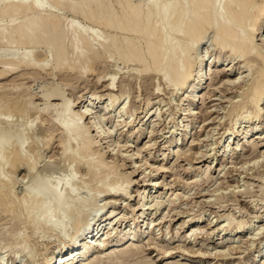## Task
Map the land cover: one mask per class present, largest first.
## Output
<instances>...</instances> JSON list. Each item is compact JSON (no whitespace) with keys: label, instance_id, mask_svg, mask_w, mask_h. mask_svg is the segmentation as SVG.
<instances>
[{"label":"bare ground","instance_id":"obj_1","mask_svg":"<svg viewBox=\"0 0 264 264\" xmlns=\"http://www.w3.org/2000/svg\"><path fill=\"white\" fill-rule=\"evenodd\" d=\"M0 18H10L9 22L0 26V82L8 81L16 75H20L22 80L36 81L47 74L52 79L61 77L67 88L51 94L44 90L42 97L30 93L24 102L15 98V94L9 91L0 97V264H3L4 256L10 253L15 256L29 253L31 256L29 248L39 231L46 235L57 233V236L64 233L60 236L62 242L69 237L73 238V241L66 248L62 244L46 247L40 255L31 256L27 264H58L59 258L60 264H149L141 260L138 244L141 242L136 239L143 241L146 230L153 223V226L162 229L167 225L169 232L163 233L171 235V240L174 234L178 236L186 224L191 222V237L207 234L203 241L206 242L215 230L212 222L203 226L201 217L190 221L183 220L173 229L174 218L183 213L178 211L179 207L175 206V201L166 205L162 200L164 193L158 194L161 190L158 191L157 187L164 183L160 182L161 178L147 180L148 176L144 174L148 168L143 169L149 163L147 158L141 156L139 163V151L120 156L122 146H118L120 149L117 151V147L113 148L111 152L103 148V141L112 142V145H108L109 148L116 144L111 139L119 121L110 129H105V123L111 120L112 109L126 96V92L122 91L120 96L113 94L119 68V71L111 76L101 70H105L106 65L112 63L116 66L120 64L123 65L121 71H127L128 75L131 73L130 78L139 80L143 76H153L156 80L159 79V82H163V87L172 89V98L180 91H185V100L181 102V106L190 117L197 114L193 112L196 110L193 107L200 94L208 90V75L213 73L215 65L221 62L224 71L228 73L239 63L243 64L239 71H246L239 72L237 77L227 80L228 85L240 86L242 91L240 100L232 103L234 106L230 109L231 114L227 112L231 120L219 139L216 151V157L220 158L221 162L225 161L235 144L240 146L241 141L243 143V140L258 128L257 121L264 123V36H260L264 29V0H0ZM81 20L90 26L88 30L79 23ZM209 33L214 35V49L217 48L219 55L213 54L209 47L200 50ZM259 36L262 37L260 44L257 40ZM237 60L240 62L236 63ZM246 72L248 75H244ZM85 75H96L97 83L101 82L104 76L111 79L106 86L111 103L96 112L94 119L91 114L92 107L100 100L97 93L81 96L79 101L66 96V92L73 89L74 82ZM14 80L13 78V82L16 81ZM160 85H157V99L164 92ZM10 86L12 87L7 85L0 88L7 90ZM13 87L16 88V85ZM36 98L44 102V106H36ZM152 104L150 101L147 108ZM149 109H146L148 111L137 120L138 122L133 121V125L137 123L128 133L127 142L144 134L153 120V123L159 121L152 117L153 107ZM122 110L124 111V108ZM244 113H248L245 115L248 125L242 127L240 116ZM31 114L37 119L47 117L44 119L46 123L43 119L34 118L35 121L43 123L37 125L32 120L29 126H26V131H23L25 127L18 129L14 123L15 118H27ZM197 123L190 121L185 126V139L188 133L196 128ZM46 128L55 133L59 132L58 136L48 135L45 138L41 136L42 133L41 137L39 136L41 141H36L35 129L42 131ZM13 129H18V133H13ZM94 132L97 136H94ZM150 134H155V128ZM262 135L263 138L258 137L257 140L264 141V134ZM152 137L146 144L148 148L157 144ZM54 139H57L56 143L61 150L59 155L61 154L63 159L62 165L57 167L60 168L61 165L62 170L68 167V176L59 173L53 175L43 170L34 173L38 167L36 160L40 152L45 154L51 145L53 146ZM179 141L170 139L168 150H161V160L149 163L153 168L151 172L156 175L165 173L164 162L172 148L178 146ZM199 152V159H204L207 154ZM42 153L41 157H44ZM51 158L53 157L49 159L53 160ZM21 169H26L25 177L33 176L34 181L31 186L25 187L20 195L17 192L20 182L16 179V173ZM211 169L212 165H208L202 170L207 182ZM99 170L104 174H100L101 178H96L93 184L91 179H94ZM139 171L141 172L137 174ZM139 175L143 176L140 182ZM259 179L262 190L264 176H259ZM142 182L145 188L143 193L139 194L140 201L137 206H131L127 201L132 199V188ZM168 185L173 187L171 184H164ZM247 185L244 194H251L252 185ZM82 191L83 194H88L87 197L81 196ZM102 196L109 199L119 198L123 208L130 209L133 214L135 227L118 235L116 233L115 236V226L125 219V216L117 214L113 209L102 217L103 221L95 222L94 225H99V230L95 229V233L93 229L87 232L91 222L98 219L100 210L102 211L108 203H116L115 200L106 202L100 209L97 200ZM172 203L175 205H171ZM168 206L170 209L167 211ZM149 210L151 212L148 214ZM83 222L86 226L84 231L81 230ZM223 223L225 225L221 232L228 231L231 238H223L222 244L233 240L234 245L235 236L245 229V225L238 222L235 227V220L230 215L225 216ZM66 229L68 235L65 234ZM263 231L264 226L254 238L246 242L254 240ZM235 247H230L228 251L219 249L215 254L199 252V257L203 260L201 264H213L216 261L226 264L235 261L236 258H232V255L243 256L241 248L236 251ZM161 250L162 248H159L157 251ZM174 250L164 249L158 255H164L161 256L165 259L170 257ZM93 253L96 259L91 262ZM195 254L199 255L198 252ZM246 264H264V247L254 251Z\"/></svg>","mask_w":264,"mask_h":264},{"label":"rangeland","instance_id":"obj_2","mask_svg":"<svg viewBox=\"0 0 264 264\" xmlns=\"http://www.w3.org/2000/svg\"><path fill=\"white\" fill-rule=\"evenodd\" d=\"M3 20L4 19L0 18V26L6 24V22H9L10 18H5V20L4 21ZM79 23H81V25L84 26L86 30L90 28V26L85 22H83L82 20L79 21ZM261 33L262 34H260V36L263 37L264 29L262 30ZM213 36H214L213 34L209 33V35L207 36L208 39L207 38L205 39V42L204 44L201 45L200 50L209 47V49H211V52H214L213 54L219 55L217 48L214 49L215 45L212 39ZM260 36L257 39L259 44L262 43L261 42L262 37ZM212 59L210 60V62L212 61ZM238 62L240 61L237 60L236 63ZM222 65H224V63ZM242 65L243 64L239 63L238 65H236L235 68L232 69V71L228 73L224 71L225 68L224 66H221V62L215 65V67L212 70L213 73L210 72V74L208 75V80L210 79L208 81L209 84L208 90L200 94V98L196 100V104L193 107L194 109H196L195 110L196 112L195 111L193 112L197 114H194V116H190V117L185 111H183L184 107L181 106V102L185 100V96H186L185 91H180L176 97L172 98L173 95L172 89H166V87H163L164 84L163 82L162 83L159 82V79L156 80V78H154L153 76H150V78H145V76H143V78L139 80L130 78L131 73L129 72L128 75L127 71L125 70L121 71V69H123L122 67L123 65L120 64L116 66L115 63H112L108 66L106 65L105 70L104 69L101 70V72L105 71L111 76L114 75L115 72L119 71L120 69L119 75L117 76L116 79V86L114 88L115 91L113 94L120 96L122 94V91L126 92V96L122 98L120 102H118L115 105V107L112 109V112L110 113L111 122L109 121L108 122L109 124L105 123L106 124L105 129H110L111 127L114 128L113 126H115L116 122L119 121V126L113 132V137L111 139V141L116 142V144L119 141V144H117V146L115 144L114 147L109 148L108 145H112L111 144L112 142L108 143V141H103L102 143L103 148H106L105 149L106 151L109 149L111 152V150L116 147H117L116 148L117 151L120 149L119 148L120 146L122 147L124 146L123 149L122 147L120 149L121 152L119 153L120 156L121 154L122 155L124 154L126 156L127 153L131 151H135V152L139 151L140 152V156L138 159L139 163L143 157L144 159L147 158L150 164H153L157 160L162 158L161 157L162 149L164 151L168 150L167 148L169 146L170 139L171 140L172 138L178 139L179 141L184 136L183 129L185 128V126L190 121L198 122L195 125L196 128H194L191 133L190 132L188 133L187 138L185 139L184 136L183 140L182 141L180 140L178 142V146L176 148H172V152L168 156L167 160L164 162L166 164L165 173L161 175L154 174L155 172H151L153 168L150 167L149 163H148L149 166L146 165L144 166L143 169L148 168V170H146V174H144L145 176H148L147 180L150 179L151 181H153V179L161 178L160 182L162 183L164 182L162 184L163 187L162 185L161 187H157L158 191L161 190L158 194H160L161 192L164 193L162 195L163 197L162 200H164V203L168 205L170 204V202L175 201L176 203L175 202L174 203L176 205L174 203H172L171 205H175L179 207L178 211L183 213V214L180 213L181 215H178L177 217L174 218L175 221L172 222V226H174L173 229L177 228V224L183 222V220L190 221L193 218L198 219L199 217H201L203 218V220L201 221L203 223V226L208 224V222H212V226H214L213 229L215 230L214 231L215 233L213 232V234L209 236V239L206 242L203 241H205V239L207 238V234L191 237L192 236L191 226L193 225V223L189 222L186 224L184 230L180 231V234L178 236L174 234V238H171L170 240L171 235H166L169 232V231L167 232V225L165 228L162 229V227L153 226L154 224L153 223L151 227L148 230H146L147 234L143 241L138 238L136 239L137 241L141 242L138 243L140 244L139 250L141 252L139 256L141 260L147 261L149 262V264H201L203 263V260L200 259L199 252H201L202 254L205 253L215 254L217 251H219V249L228 251L230 247L232 249L235 246H237L235 247L237 248L236 251H239L238 249L241 248L240 251L243 252L242 253L243 256L232 255L234 257L232 256L231 257L236 258V260L229 261V263L226 264H230L231 262H234L236 264H246L253 256L254 251H257L262 247H264V231L260 236L255 238L256 240L252 239L250 242H246L251 238H254V236L259 232V230L264 226V203H263L264 187L261 190V186H260L261 184L259 183V181H261V179H259V176H264V158H263L264 141H262L261 139L257 140L258 137L263 138L262 134H264V123L261 122L259 123V121H257L256 125L258 128L253 131V134L246 137L243 140V143L241 141L240 146H236L235 144L233 150L228 155L229 158L225 159V161L221 162L220 158L216 157L217 147H219V142H220L219 139L228 128V125L231 120L230 109L234 106L232 105V103L234 102L233 104H235V102L240 100V93L242 91L241 89H239L240 86L236 87L233 85L232 86L228 85L227 80L237 77V75L240 72L239 67ZM243 71H246V69H243ZM243 71H241L240 73H242ZM246 73L244 75H248V73L247 74ZM13 78L16 80V81L14 80L15 82H13ZM13 78L11 77V79H9L8 81H3L4 83L0 82L1 88L2 86L12 85V87L11 86L8 87L9 90L8 88L7 90L6 89L2 90L0 88V97L5 92L9 91L15 94L14 96L15 98H19L22 102H24L26 99H28L27 97L30 93L42 97L44 90H48L51 94L55 91H58L59 89L60 90L67 89L65 88V81H63L61 77H59L58 79L57 78L52 79L51 76L47 74H44L43 77H41V79H37L36 81L22 80L20 75H16L15 77L13 76ZM109 80L111 79L108 76H106V78L104 76L102 81L97 83L96 75L93 76L85 75V77L81 76L78 80L74 82L72 86L73 89L68 90L66 92V96L68 98L77 101L78 99L81 98V96L83 97L84 95L87 94L89 95L90 93H97V95H99L98 97H100V100L96 101L95 105L92 107L93 111L91 114H92V118L94 119L96 116L95 114L96 112H99L101 109H104L107 104L109 105L111 103L108 98L109 91H107L108 89L106 88ZM160 83L162 86L160 85ZM13 84L16 85V88L13 87L14 86ZM158 84L161 86V88L165 93L164 92L161 93V95L157 99L156 90ZM11 96L12 95H10V97ZM150 101L153 103L149 107V108L153 107L152 112L154 113V115L152 117H154V119L157 118L159 121L153 123L154 122L153 120L152 122L153 125L151 123L150 124L148 123L149 129L147 130L148 128L147 125L146 127L147 131L144 134L139 136L136 135L138 138L133 137L130 142H127L128 141L127 135L131 131L132 127L136 125L139 119H141L148 110H150L149 108H147V104ZM34 103H37L35 104L36 106H44V102L40 101L37 98L34 100ZM123 108L124 111L122 110ZM146 109L148 110L146 111ZM227 112L230 114H228ZM132 114L133 116L131 117ZM33 115L32 114L28 115L27 117L28 119L26 117L15 118L14 123L19 127L18 129L22 130L21 129L22 127L26 128V126L27 127L29 126L30 121L32 120L35 121L34 118L37 119V117L35 116L33 117ZM245 115H248V113H244L242 114V116H240L242 119L241 120L242 127L248 125V123H246L248 122L247 121L248 119L246 118L247 116ZM30 116H32L33 118L31 117L32 118L31 119ZM120 116L123 117L120 118ZM43 117L44 116H42L40 119L38 118L37 120L43 119L42 121L46 123L44 119H46L47 117L46 118ZM42 121H35L34 123L40 125V122L43 123ZM133 121H137V122H135L133 125ZM251 123L252 121L249 124ZM198 126L199 128H197ZM152 128L153 129L155 128V134L153 135L150 134L151 131H153ZM27 129L28 128L23 129V131H26ZM17 131H14L13 133L16 134L18 133ZM35 132H37V134L35 133L36 141H41L40 138L41 136L47 137L48 135H50L53 137L54 135L58 136L59 133V132L55 133L53 131H50L48 130V128L42 131L40 130L38 131V129H35ZM40 134L42 135L40 136ZM208 134H210L209 135L210 137L207 136ZM95 135L97 136L96 132H94V136ZM151 136H153L152 138H155L154 142L157 141V144L151 148H148L146 144L149 143ZM57 139L59 140V138ZM56 140L53 141V146L51 145V148L45 154L40 152V156L38 155L40 159L38 157V160H36L38 161V167L36 168L34 173H39L40 171L42 172L43 170V171H48L53 175H55V173L57 174L59 173L62 176H68L69 170L67 171V169L69 168L66 167L67 169L66 168L64 169L66 171L62 170L61 168L62 165L61 163H63V159L61 158L62 157L61 154L59 155V153H61L60 152L61 150L59 149ZM178 148L181 150V152ZM175 149L176 151H174ZM178 150L179 152H177ZM199 151H202L204 155L207 154L205 155L204 159L203 158L199 159L200 157ZM41 153L43 154L44 157H41L42 156ZM176 153L178 154L180 153V154L178 155ZM111 154H113V152ZM46 155L53 157L51 158L53 160H50L49 159L50 157L48 158V156ZM43 161L45 162L43 163ZM142 163L144 164V162ZM59 164H61L60 168L57 167ZM208 165H212V169H211V173L209 174L210 176L208 175L209 180L207 182V177L203 176L204 171L202 170H205V168ZM242 166H244V168H242ZM25 170L26 169H21L18 173H16L17 174L16 179L17 181L19 180L20 182V183L18 182L19 185L17 192L20 195L23 193L25 187L31 186L34 181L33 176L30 177L28 175L29 177L27 176L25 177V175H27V172ZM129 172L126 173L129 174ZM140 172L141 171H139L137 174H139ZM97 173L96 175L98 177L95 175L94 179L93 180L91 179L92 182L97 180L96 178L99 177L101 178L100 174L102 176L104 174L100 172V170ZM139 177H138L139 179L138 181L140 182V179L143 178V176L139 175ZM147 182L148 184L150 183L149 181ZM165 183L171 184L173 186L171 188L173 189L171 190V188L169 187L170 185L164 186ZM248 183L252 185L251 194H244L246 190L245 187L248 186L247 185ZM93 184L95 183L93 182ZM144 188L145 187H143V182L140 183L139 185H136V187L132 188V193H131L132 199L127 201V203H130L131 206H137V204L140 201L139 194L143 193ZM161 188H163V190ZM87 195H88L87 193L83 194L82 191L81 196L85 198L87 197ZM118 199H109L107 197L102 196L100 199L97 200V204L98 206H100V209H102L107 204L106 202H111L112 200H113L112 202H114L115 200L116 203L113 204L111 203L112 205L108 203L105 206L106 208L104 207L102 211L100 210L98 219L91 222L90 228L87 230V232L91 231L92 229L93 232L95 231V229L99 230L100 229L98 227L99 225H94L95 222L98 220L103 221L102 217H104L107 214V212H110L113 209H115L117 214H121V216H125V219H122L120 223H118L115 226V230L113 232L114 235L116 233L118 235L120 233L128 231L130 228L133 229L135 227L133 214L130 212V209L125 210L123 208L124 206L119 203ZM168 209H170V206L167 207V211ZM167 211L165 212L166 214ZM150 212L151 210L147 211L148 214ZM227 215L233 216L235 220L234 223L235 227L237 226L238 222H242L245 225V229L241 230V232L237 236H235L236 241L234 242L235 243L234 245H233V240L229 241L228 244L226 242L222 244L223 238L224 240L227 238L228 239L231 238V236H228L229 234L228 231L221 232L222 227L225 225L223 223V220ZM257 216L258 218L255 219L254 217ZM94 226L95 228H93ZM85 228L86 226L84 224L81 227V230L84 231ZM144 228L145 227H143V229ZM67 230L68 229H66L65 231L66 235H68ZM165 231L166 234L163 233ZM56 234L57 233L46 235L44 232L39 231L38 235L35 236V239L33 238V241L31 243L32 246L29 248V252L31 253V256L36 257V255H40V253H42V251H44L46 247L54 246L57 244L58 245L62 244V246L66 248V246H68L73 241V238L69 237L65 240V242H62V240H60L61 239L60 236L62 237L64 233L59 234L60 236H57L58 234L57 235ZM202 237L204 238L201 239ZM156 247L162 248V250L164 249L165 250L175 249V250L173 251V254L170 257L164 259V257H162L164 255L162 254L158 255L159 253H162V250L157 251L159 250V248ZM197 252L199 255L195 254ZM10 254L4 256L5 258L3 264H27L31 257L29 253H20V254H16V256L13 253L11 255ZM195 255H197L198 257ZM237 258L240 259L238 260ZM93 259H96V255H94V257L91 259L92 261L91 260L90 261L93 262ZM55 260H57V257L55 258ZM245 260L248 261L246 262ZM260 260H262V258ZM57 263L58 264L61 263V258L58 259ZM216 263L217 261L213 262V264ZM217 264H220V262H218Z\"/></svg>","mask_w":264,"mask_h":264}]
</instances>
